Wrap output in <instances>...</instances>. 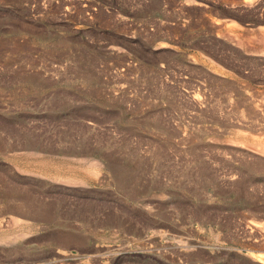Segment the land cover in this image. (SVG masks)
I'll return each instance as SVG.
<instances>
[{"label":"rangeland","instance_id":"374dc122","mask_svg":"<svg viewBox=\"0 0 264 264\" xmlns=\"http://www.w3.org/2000/svg\"><path fill=\"white\" fill-rule=\"evenodd\" d=\"M261 141L264 0H0V264H264Z\"/></svg>","mask_w":264,"mask_h":264},{"label":"bare ground","instance_id":"6f19581e","mask_svg":"<svg viewBox=\"0 0 264 264\" xmlns=\"http://www.w3.org/2000/svg\"><path fill=\"white\" fill-rule=\"evenodd\" d=\"M162 46V45H161ZM160 46V47H161ZM164 46V45H163ZM261 53V52H260ZM253 55V54H252ZM259 55H261V54H259ZM193 98H195V97H193ZM201 98V97H200ZM194 101V100H193ZM243 143V142H242ZM233 144V143H232ZM244 144H246V143H244ZM254 144V143H253ZM252 145V144H251ZM232 146V145H231ZM258 148H259V151H260V153L261 154H263L264 155V141L262 142L261 141V143H259L258 144ZM258 153V152H257ZM91 174H93V172L91 173ZM225 179V178H224ZM252 228V227H251ZM262 231V230H261ZM260 237V236H259Z\"/></svg>","mask_w":264,"mask_h":264}]
</instances>
